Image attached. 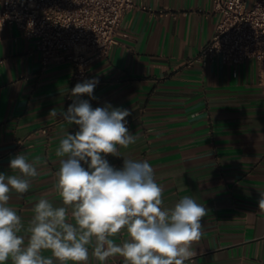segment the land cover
Masks as SVG:
<instances>
[{
  "label": "crops",
  "instance_id": "obj_1",
  "mask_svg": "<svg viewBox=\"0 0 264 264\" xmlns=\"http://www.w3.org/2000/svg\"><path fill=\"white\" fill-rule=\"evenodd\" d=\"M135 1L142 6L124 12L108 53L88 63L98 81L95 99H80L93 108L130 111L126 126L137 141L119 151L152 165L165 207L184 196L205 206L192 264H264V210L258 207V190H264V90L258 64L253 58L236 66L218 58L188 62L214 33L219 14L212 0ZM0 34V173L14 174L9 162L20 153L38 159L40 173L22 197L10 194L8 206L27 226L42 196L61 204L55 152L61 137L78 126L49 113L67 111L76 84L69 61L42 66L33 39L15 25ZM106 159L123 166V157ZM89 264L100 262L90 256ZM105 264H123V258Z\"/></svg>",
  "mask_w": 264,
  "mask_h": 264
},
{
  "label": "clouds",
  "instance_id": "obj_2",
  "mask_svg": "<svg viewBox=\"0 0 264 264\" xmlns=\"http://www.w3.org/2000/svg\"><path fill=\"white\" fill-rule=\"evenodd\" d=\"M97 83H77L67 111L49 113L78 126L61 137L55 152L59 206L42 196L25 226L8 203L11 193L20 198L29 191L40 174L38 159L17 154L9 162L14 174L0 173V264H89L90 256L100 264L116 256L123 264H185L196 256L194 244L202 237L207 209L191 196L164 206V189L152 165L119 151L137 141L126 126L130 111L93 108L80 99H95ZM109 155L123 157V166L111 165ZM258 191V207L264 210V190Z\"/></svg>",
  "mask_w": 264,
  "mask_h": 264
},
{
  "label": "built area",
  "instance_id": "obj_3",
  "mask_svg": "<svg viewBox=\"0 0 264 264\" xmlns=\"http://www.w3.org/2000/svg\"><path fill=\"white\" fill-rule=\"evenodd\" d=\"M137 5L142 6L135 0H0V31L15 25L32 38L42 66L69 61L71 81L77 84L93 80L89 61L108 53L124 12ZM212 9L219 14L214 33L188 62L218 58L236 66L253 58L264 90V0H212ZM74 99L67 95L69 102Z\"/></svg>",
  "mask_w": 264,
  "mask_h": 264
}]
</instances>
